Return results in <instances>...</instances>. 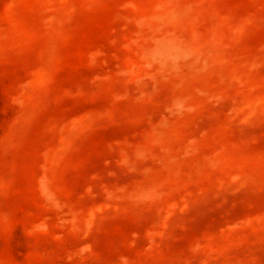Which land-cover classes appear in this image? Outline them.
<instances>
[{"label":"rangeland","instance_id":"1","mask_svg":"<svg viewBox=\"0 0 264 264\" xmlns=\"http://www.w3.org/2000/svg\"><path fill=\"white\" fill-rule=\"evenodd\" d=\"M0 264H264V0H0Z\"/></svg>","mask_w":264,"mask_h":264},{"label":"clouds","instance_id":"2","mask_svg":"<svg viewBox=\"0 0 264 264\" xmlns=\"http://www.w3.org/2000/svg\"><path fill=\"white\" fill-rule=\"evenodd\" d=\"M178 14L158 5L145 21L147 38L141 58L161 77L170 76L183 67L205 62L204 53L193 42L176 35L172 30Z\"/></svg>","mask_w":264,"mask_h":264}]
</instances>
